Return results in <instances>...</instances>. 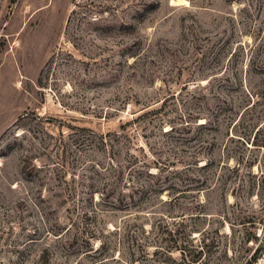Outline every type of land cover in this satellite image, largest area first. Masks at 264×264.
Segmentation results:
<instances>
[{
	"label": "rangeland",
	"instance_id": "rangeland-1",
	"mask_svg": "<svg viewBox=\"0 0 264 264\" xmlns=\"http://www.w3.org/2000/svg\"><path fill=\"white\" fill-rule=\"evenodd\" d=\"M263 124L264 0H0V264H246Z\"/></svg>",
	"mask_w": 264,
	"mask_h": 264
},
{
	"label": "trees",
	"instance_id": "trees-1",
	"mask_svg": "<svg viewBox=\"0 0 264 264\" xmlns=\"http://www.w3.org/2000/svg\"><path fill=\"white\" fill-rule=\"evenodd\" d=\"M230 1H235V2H238L239 0H230ZM223 110H225V108H222V107H220L219 108V111H223ZM218 114V113H217ZM200 116V115H199ZM218 116V115H217ZM212 127H213V123L210 121H206L205 123H203V124H200L199 125V128H201V129H203V130H207V129H212ZM260 126H258V130H257V134H259L260 133V131H261V128H263L264 127V124L259 128ZM171 131H174V128L171 130ZM261 147H264V144H261ZM212 165V163H210V162H207L205 165H203V166H195L196 167V169L198 170V171H204V170H207L210 166ZM135 168V167H134ZM191 167H189L188 169H190ZM142 171V170H141ZM137 172L138 171H136V170H134V173H136L137 174ZM234 173L236 172V170H234L233 171ZM141 173V172H140ZM147 175L149 176V177H155L153 174H150L148 171H147ZM186 178H187V180H188V176H185ZM200 177V176H199ZM181 178H183V177H181ZM191 182H197V183H200V181H201V178H197L196 176H192L190 179H189ZM133 184L135 183V182H132ZM132 184H130L129 186H127V187H133V186H131ZM141 187V186H140ZM142 188V187H141ZM135 189V188H134ZM108 191V190H107ZM133 192L134 191H136V190H132ZM157 191H159V193H162L163 192V188H158V190ZM147 192V190H145V189H143L142 190V193H146ZM135 193V192H134ZM133 193V194H134ZM119 194H121V196H124L123 195V193L121 192V193H119ZM133 194H130L128 197H129V200H132V198H133ZM101 197H103V202H105V203H107L108 202V204L112 207V208H114L115 210H128V208L130 207V206H128V205H126V206H122V209H118V208H120V206H118L117 204H116V202L115 201H109V200H111V198H114L115 199V196L113 197V193H111V192H107L106 194H105V192L104 193H102L101 194ZM116 201H118V203H120V205H122L123 204V201L121 200V202H120V199H117ZM69 231L70 230H68L67 232H65L64 233V235L63 236H65V235H67L68 236V234H70L69 233ZM71 235V234H70ZM169 235H172V232H170V234ZM203 235V234H202ZM190 237L192 236V234L191 235H189ZM211 237V235L209 234V233H206V235L203 237V240H202V243H201V248H200V250L199 251H197L198 249H194L195 247H193V245H192V247H193V249H191L192 251L190 252H187V248L188 247H186V246H184L185 248H182V247H179V246H177L176 248H174L175 250H177V251H180V253H181V256H182V260H183V262L185 263V264H206L204 261L207 259V253H206V250H208V254L210 253L209 252V250L212 248V247H215L216 248V250L218 251V250H220V241L221 240H223V238L224 239H227V240H230L229 239V234H222V233H217V235H216V237H213V238H210ZM211 239V240H210ZM70 239L69 240H66V246H67V248H69V249H73V247H74V244L75 243H78V240L76 239V238H73V240L72 241H70ZM192 242V241H191ZM244 242L245 243H249L250 242V238H247V239H244ZM86 243V242H85ZM199 248V247H198ZM209 248V249H208ZM90 249V250H89ZM65 250H66V247H65ZM91 250H94V247H85L84 246V242H83V244H82V246L80 247V248H78L77 249V253H81L82 251H84V252H87V253H89V251H91ZM194 250V251H193ZM258 251H259V249L258 250H256L255 252H254V254L250 257V259L249 260H247V262H246V264H257L258 263V259H259V257L261 256L263 259H264V252L259 256L257 253H258ZM69 252L67 251V255H69L68 254ZM187 253H190V254H187ZM193 253V254H192ZM195 253V254H194ZM227 250H225L224 251V255H227ZM88 255H90V254H88ZM206 255V257L204 258V256ZM211 257V256H210ZM47 262V261H46ZM46 262L44 263V264H46Z\"/></svg>",
	"mask_w": 264,
	"mask_h": 264
}]
</instances>
